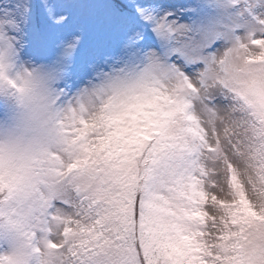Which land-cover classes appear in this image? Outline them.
Here are the masks:
<instances>
[{"label":"snow or ice","instance_id":"6c2138e0","mask_svg":"<svg viewBox=\"0 0 264 264\" xmlns=\"http://www.w3.org/2000/svg\"><path fill=\"white\" fill-rule=\"evenodd\" d=\"M0 264H264V0H0Z\"/></svg>","mask_w":264,"mask_h":264}]
</instances>
